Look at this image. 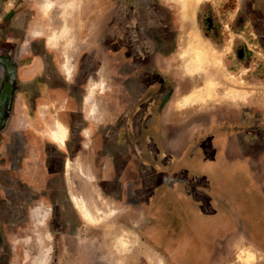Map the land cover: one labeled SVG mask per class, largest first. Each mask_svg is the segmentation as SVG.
Segmentation results:
<instances>
[{"label":"rangeland","instance_id":"374dc122","mask_svg":"<svg viewBox=\"0 0 264 264\" xmlns=\"http://www.w3.org/2000/svg\"><path fill=\"white\" fill-rule=\"evenodd\" d=\"M40 1L0 0V264H264V72L218 23L264 0Z\"/></svg>","mask_w":264,"mask_h":264},{"label":"crops","instance_id":"0c3cea01","mask_svg":"<svg viewBox=\"0 0 264 264\" xmlns=\"http://www.w3.org/2000/svg\"><path fill=\"white\" fill-rule=\"evenodd\" d=\"M245 2L240 5L237 2L233 3L234 5L230 6L229 18L218 23L221 24L225 21L232 28L230 29L231 33L235 34L236 40L244 49L245 55L242 58H245L246 54L254 57L252 63L259 66L260 71L264 72V16L253 15L256 13L250 12ZM63 70L69 72V66L64 64ZM91 88L95 89L96 87L93 85Z\"/></svg>","mask_w":264,"mask_h":264},{"label":"bare ground","instance_id":"6f19581e","mask_svg":"<svg viewBox=\"0 0 264 264\" xmlns=\"http://www.w3.org/2000/svg\"><path fill=\"white\" fill-rule=\"evenodd\" d=\"M182 1V0H181ZM180 1V2H181ZM185 1V0H184ZM41 3H39L40 7L42 8L43 12H48L49 10H51L54 6V2H49V1H40ZM186 3V2H185ZM50 4L51 7H49L48 5ZM183 4V3H182ZM53 35V34H52ZM50 36L48 37V44L49 45H52L53 43H55L56 39L58 40L57 37H54L53 36ZM197 34H195L196 36ZM59 42V41H58ZM189 52V51H188ZM197 53V52H196ZM183 55V54H182ZM200 56V55H199ZM202 57V56H200ZM187 59V58H186ZM185 59V60H186ZM194 59V58H193ZM192 59V60H193ZM201 62V61H200ZM202 62H205L202 61ZM185 63V62H184ZM210 63V62H209ZM186 64V63H185ZM196 64V63H195ZM190 65V63H189ZM200 65V64H199ZM202 66V65H200ZM216 66H219L218 64ZM198 67V65L196 66ZM195 68V66H194ZM193 69V68H192ZM197 70V68H196ZM196 72V71H195ZM213 72V71H212ZM197 73V72H196ZM218 76V75H217ZM97 84V83H96ZM209 86V85H208ZM91 87V86H90ZM209 88V87H208ZM91 90H93L94 88H90ZM89 94H91V91L89 92ZM88 94V95H89ZM237 96V95H236ZM238 97V96H237ZM179 102V101H178ZM194 102V101H193ZM187 102H182L180 104V107H184L185 104ZM178 105V104H177ZM48 135L50 136L51 140H53L55 143H57L58 145H63V142L66 138V135H67V128L65 127V125H63L62 123H60L59 121H56L54 124H53V128L48 132ZM75 202H76V206L77 208L82 212L83 216L89 221L91 222L90 220H92V222L95 220L94 219V216L92 215V213L88 210V208L86 206H84L76 197L74 198ZM95 222V221H94ZM117 244V243H116ZM244 251V250H243ZM242 251V252H243Z\"/></svg>","mask_w":264,"mask_h":264}]
</instances>
